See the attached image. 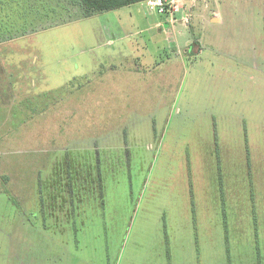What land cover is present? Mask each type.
Listing matches in <instances>:
<instances>
[{
    "label": "rangeland",
    "instance_id": "374dc122",
    "mask_svg": "<svg viewBox=\"0 0 264 264\" xmlns=\"http://www.w3.org/2000/svg\"><path fill=\"white\" fill-rule=\"evenodd\" d=\"M48 5L51 27L0 44V264H228L223 203L233 248L253 210L264 244V75L238 62L235 9L61 25Z\"/></svg>",
    "mask_w": 264,
    "mask_h": 264
},
{
    "label": "trees",
    "instance_id": "16d2710c",
    "mask_svg": "<svg viewBox=\"0 0 264 264\" xmlns=\"http://www.w3.org/2000/svg\"><path fill=\"white\" fill-rule=\"evenodd\" d=\"M146 1L148 0H0V43H5L12 39L22 38L25 35L36 33L37 30L45 29V27H51L49 26L51 25L49 22H54L51 17L57 18L58 13H56V11L48 5L50 2H62L65 4L67 9V13L64 15L65 19H59L61 20L59 21L61 22V25H65L79 20L89 19L101 13L144 3ZM39 18H44V20L39 21ZM27 19H29V22L31 21L33 29H30L29 32L20 34L19 32L24 29H20V27L26 23ZM55 22H57L56 19ZM215 147H217L216 144ZM218 153V150H216L217 155ZM247 177L249 178L248 175ZM217 184L216 188L219 189L220 194H222L223 182L221 178L217 180ZM7 198L10 203L16 205V202L10 195L7 194ZM102 199L103 198L100 197L98 200L99 202H102V204L100 203V207L103 209L105 205L104 200L102 201ZM222 202L223 201L221 200V203ZM226 205V203H223L222 205H218V208L216 209L218 215H220V229L221 232L224 233L223 239H220L221 242L223 241V244L221 243L223 257L225 255L228 260V264H232L235 258L238 260V264H264V254L262 253V251H264V244L261 243L260 234L258 233V226L261 225L258 223L256 215L254 216V210L253 212H250L252 220L249 222V226H251V237L249 238L250 240H248L247 247L249 253L248 251L247 253H241L240 248H233L235 238H231L230 235L231 228L238 227V224H233L234 221L232 223L229 222V217H236V215L231 210L228 211L229 207L227 208ZM78 206H80V208L87 207L85 203L78 204ZM195 228H197V225H195ZM194 230L195 233L196 231L198 232V229ZM162 233H164V235H168L169 230L164 226V231ZM195 241L198 246V239H195ZM164 243L169 246L172 242L168 237H165ZM230 245H232V249L230 248ZM197 251H199V248H197ZM164 255L169 261L168 264H172L174 254L168 250L164 253ZM201 259V255L198 252L197 258H195L197 264H201Z\"/></svg>",
    "mask_w": 264,
    "mask_h": 264
},
{
    "label": "crops",
    "instance_id": "0c3cea01",
    "mask_svg": "<svg viewBox=\"0 0 264 264\" xmlns=\"http://www.w3.org/2000/svg\"><path fill=\"white\" fill-rule=\"evenodd\" d=\"M229 1L198 0L195 2V0H191V3L196 5L198 10L202 6L207 15L211 13L207 19L211 25L222 23L224 17H229L228 13L235 9L237 35H239L237 49L240 50L237 53L240 57L238 62L243 66L246 64L261 67V74L264 75V0H241V2L235 0L234 3ZM233 4L236 5L233 6ZM229 8L232 10L229 11ZM194 12L196 13L197 9ZM18 39H12L3 44L12 43ZM190 47L188 46V49ZM259 71L257 68V74Z\"/></svg>",
    "mask_w": 264,
    "mask_h": 264
},
{
    "label": "built area",
    "instance_id": "2783aa9c",
    "mask_svg": "<svg viewBox=\"0 0 264 264\" xmlns=\"http://www.w3.org/2000/svg\"><path fill=\"white\" fill-rule=\"evenodd\" d=\"M184 1L185 0H148L144 3L156 10L158 14L170 16L172 19L174 13L182 8ZM186 17L187 15L185 14L182 21H186Z\"/></svg>",
    "mask_w": 264,
    "mask_h": 264
},
{
    "label": "flooded vegetation",
    "instance_id": "af4514ba",
    "mask_svg": "<svg viewBox=\"0 0 264 264\" xmlns=\"http://www.w3.org/2000/svg\"><path fill=\"white\" fill-rule=\"evenodd\" d=\"M100 177H101V176L99 175V178H98V180H95V182H94L95 184H97L98 182H99V183L101 182V179H100ZM98 199H99V198H98Z\"/></svg>",
    "mask_w": 264,
    "mask_h": 264
}]
</instances>
